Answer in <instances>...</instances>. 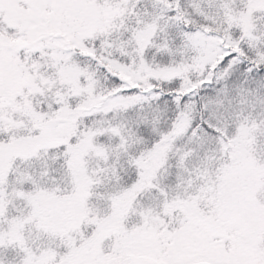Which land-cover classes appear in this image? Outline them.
<instances>
[{
	"label": "snow or ice",
	"instance_id": "6c2138e0",
	"mask_svg": "<svg viewBox=\"0 0 264 264\" xmlns=\"http://www.w3.org/2000/svg\"><path fill=\"white\" fill-rule=\"evenodd\" d=\"M0 264H264V0H0Z\"/></svg>",
	"mask_w": 264,
	"mask_h": 264
}]
</instances>
